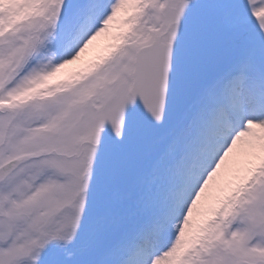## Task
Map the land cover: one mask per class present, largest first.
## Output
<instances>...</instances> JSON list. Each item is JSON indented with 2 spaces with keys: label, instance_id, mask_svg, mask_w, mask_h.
I'll use <instances>...</instances> for the list:
<instances>
[{
  "label": "rangeland",
  "instance_id": "374dc122",
  "mask_svg": "<svg viewBox=\"0 0 264 264\" xmlns=\"http://www.w3.org/2000/svg\"><path fill=\"white\" fill-rule=\"evenodd\" d=\"M70 7L83 17L66 36ZM159 34L188 42L183 68L205 81L176 128L141 144L128 133L129 74L135 50ZM99 58L106 68L88 74ZM240 70L249 78L264 72V0H0V168L11 164L0 184V238L13 231L11 245L25 248L29 261L74 234L117 264H139L157 239L171 244L142 264L264 259V224L253 228L256 240L243 226L264 184V113L226 146V107L264 112L251 86L252 97L233 89ZM76 74L87 86L116 78L105 83L109 98L71 88ZM144 239L141 260L129 258ZM16 255L1 264H19Z\"/></svg>",
  "mask_w": 264,
  "mask_h": 264
},
{
  "label": "water",
  "instance_id": "95a60500",
  "mask_svg": "<svg viewBox=\"0 0 264 264\" xmlns=\"http://www.w3.org/2000/svg\"><path fill=\"white\" fill-rule=\"evenodd\" d=\"M179 57V44L157 41L151 46L143 47L137 53L136 79L132 90L136 99L132 128L141 139L151 136L150 134L145 136L143 133L144 125L153 124V129H161L160 127L169 126L175 119V115L170 118L164 114L155 115L162 104L172 103L174 110L181 113L195 94L197 86L190 77H186L183 84L178 85L175 82L173 75L176 73V62ZM184 100L188 101L185 103ZM238 264H264V262Z\"/></svg>",
  "mask_w": 264,
  "mask_h": 264
}]
</instances>
